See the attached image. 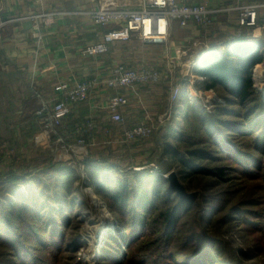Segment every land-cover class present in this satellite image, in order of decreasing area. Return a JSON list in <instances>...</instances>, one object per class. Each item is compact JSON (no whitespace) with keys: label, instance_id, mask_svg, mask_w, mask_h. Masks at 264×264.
Returning a JSON list of instances; mask_svg holds the SVG:
<instances>
[{"label":"rangeland","instance_id":"obj_1","mask_svg":"<svg viewBox=\"0 0 264 264\" xmlns=\"http://www.w3.org/2000/svg\"><path fill=\"white\" fill-rule=\"evenodd\" d=\"M132 43V49L135 53L146 46L137 38H134ZM174 43H176L175 47L173 46ZM212 44V39L207 37L181 38L177 42L174 41V38H170L168 43L159 45L163 48L162 51H166L164 59H157V52L154 54V51L150 52L151 55L138 53L134 55L136 58L131 56V58L125 59V64L135 70L149 67L164 74L160 83L143 87L142 101L144 107L137 105L138 100L132 99L130 114L126 113L127 124L131 126L137 124L132 123L134 121H143L146 112L150 115L154 129L152 135L145 140L127 144L119 138L120 143H114L117 138L112 139L113 142H111L112 140L109 142L97 134L93 140L94 143L93 141L90 142L92 146L88 147L82 156L69 154L62 157L57 152L60 147L54 145L50 148L51 145L48 146L41 135L38 122L35 125L29 124L30 126L26 121L12 122L10 124L11 132L7 133L9 138L5 137L3 122H0V199L3 201L2 204L0 203V208L2 209L5 207L4 205L12 203L15 205L16 213H21L22 216V220H16L15 227H13L14 232L5 230L3 226L0 227V234L4 237L9 236L10 240L15 243H21L22 249H26L32 259L42 260L36 264H100L104 252L110 250L108 243L114 239L118 240L116 237H122L125 233V228L118 225V219L116 214L112 212L108 199L92 188L88 178L87 161L94 160L97 163L107 161L109 164L120 166L122 176L129 178V192L136 187L133 172L150 174L154 172L152 170H155L154 174L163 178L169 177L171 173H176L187 193L195 195L193 200H196L192 217L190 220H185L182 229L189 232L193 230L198 234L203 231L205 234L216 238L215 240L221 243L218 255L221 262L226 264H264L263 228H260L259 225L257 228L252 227L251 224L247 223L248 221H244L245 223L225 221L230 212L249 210L255 217H258L257 224H262L264 227V173L259 178L246 176L244 173L246 168L243 171L231 157L235 155L234 153L225 155V153H220L216 146H211L210 143H201V140L199 141L200 145L195 146L192 150L209 152L216 159L198 161V166L207 170L206 174L198 177L197 180L181 181L179 176L181 167L177 161L165 153V143L171 142L178 146L183 157L187 158V150L190 149L180 146L176 139L166 135L169 128H174L179 132L188 130L189 124L185 117L191 112L189 108H194L202 115L216 116L220 114L222 109L232 107L226 104L220 94L216 91L205 90L201 86L203 82L198 81V78L201 77L196 73L200 68L199 62ZM222 51L225 49L220 47V52ZM261 53L264 57V45ZM255 71L258 73L256 77L259 75L262 77L259 84L254 81ZM253 81L256 100L264 98V62L254 68ZM178 92H180V96L177 95ZM253 102L257 101L254 100ZM233 109L241 112V114L246 112V109L242 110L237 106ZM258 114L259 111H256L255 116ZM0 118H2L1 115ZM217 118L219 122H225L236 120L237 116L219 115ZM72 125L71 121L63 133L66 135L71 133L73 131H70L73 129ZM28 126L31 127V131ZM196 128L195 125L193 128L191 125L188 135L197 139L206 136L205 131L201 132ZM30 132H33L31 137L25 134H30ZM229 133L233 132L229 131ZM229 137L227 136L226 139ZM228 140L239 143L241 145L239 149L243 151H253L251 147L253 144L247 143L246 140L240 141L239 137L234 136ZM27 151H33V158L30 156L31 160L22 159L20 155ZM22 164L32 165L33 168L21 169ZM51 167L60 173L64 168L69 167L72 172L70 177H67V182L60 173L57 174L56 172V174L51 175L53 174L50 172ZM238 168L243 172L242 174ZM262 169L264 168L262 167ZM47 173L49 174L47 175ZM13 176L22 177L23 181L17 184L20 193L27 199V203H23L22 198H14V196L7 194V191H1L2 184L8 181L7 178H14ZM13 183L14 181H11L8 185L11 186ZM66 183H69V186ZM210 194L214 198L220 199V203L225 201L226 204L223 207L225 211H222L218 217L215 214L210 217V220L216 217L217 221L213 227L206 229L200 225L199 218L205 207L210 208L211 204L206 203L208 200L206 198ZM33 200L36 201V206L41 214L40 218L34 212ZM71 202L74 205L69 209ZM25 207H28V210H25ZM62 209H64V213ZM65 212V218L68 221L63 223L61 217H64ZM44 224H48L46 228H44ZM55 224L58 225V228H55ZM43 228L45 235H42ZM30 229L38 230L36 232L39 235L30 236L28 233ZM52 236H56L55 242L59 241L58 243L61 245V249L58 251L49 250L51 247L55 250L54 246H56L55 244L48 246L53 241ZM100 238H102L101 241H99ZM41 239L46 243L42 247L38 244ZM157 239L158 237L153 235L148 236L145 240L148 246H151ZM5 240V243L11 242L7 237ZM88 244H93V248H87ZM135 248L128 251L125 264H139L147 256L159 258V254L154 251V248L149 249V251L141 249L143 251L140 253H138L139 249ZM251 249L255 250L252 252ZM121 252L125 254V246ZM180 252L183 250L181 249ZM240 252H242L241 256ZM11 253L10 249L0 246V264H7L11 260L13 256ZM253 256L258 258L248 262V259ZM21 263L22 261H15L13 264ZM156 263L173 264L171 258H161ZM149 264L152 263L149 262Z\"/></svg>","mask_w":264,"mask_h":264},{"label":"trees","instance_id":"obj_2","mask_svg":"<svg viewBox=\"0 0 264 264\" xmlns=\"http://www.w3.org/2000/svg\"><path fill=\"white\" fill-rule=\"evenodd\" d=\"M262 47L263 45L261 44H250L246 39H237L228 45L225 51L216 52L210 50L201 57L200 68L196 72L204 78L201 86L207 91H216L225 100L226 104L232 107L222 109L220 114L216 116L202 115L194 108H189L191 112L187 114L185 120L189 127L192 125L193 128L195 125L199 131H205L206 136H203L204 138L197 139L189 136V127H187L188 130L185 129L180 132L174 128H169L166 136L176 139L180 146L190 149L187 150L188 156L185 158L178 146L173 145L171 142L165 143L166 155L177 161L181 167L179 172L181 181L197 180L198 177L206 174L207 170L198 166V161L216 159L209 152L192 150L195 146L200 145L199 141L201 140V143H210L211 146H216V149L218 148V151L225 153V155L234 153L235 155L231 157L240 165L243 171L246 168V172H244L246 176L259 178L264 173V169H262V167L264 168V98L256 100V90L253 81L254 68L264 62V57L261 55ZM254 100L257 102H253ZM253 103L255 104L248 108ZM235 106L242 110L246 109V112L243 114L237 112L233 109ZM256 111H259L258 116H255ZM219 115L237 116V118L232 121L219 122L217 118ZM229 131L234 134L229 133ZM227 136L239 137L240 141H248L247 143L253 144V146L251 145L253 151L249 152L239 149L241 145L228 140L231 137L226 139ZM250 164L252 166H249ZM86 167L92 188L108 199L110 208L118 219V225L125 228L124 236L116 237L118 240L114 239V241L108 243V249L110 250L104 252V257L100 259V264H125L128 251L135 247L139 249L138 253L154 248V251L159 254L157 259L152 256L144 257L139 264H149V262L154 264L161 258H171L173 264H226L218 258L221 243L215 240L216 238L205 234L203 231L198 234L193 230V232H189L182 229L185 220H190L192 217L196 200H182L178 193L171 189L167 178L156 176L154 174L155 170H152L154 172L150 174L133 172L132 175H134L133 179L136 182V187L129 192V178L122 176L120 166L109 164L107 161L97 163L94 160H89L86 162ZM52 168L50 169V172L53 173L51 175L56 174V172L57 174L60 173L55 168ZM238 171L241 174L243 173L240 168H238ZM71 172L72 170L66 167L60 174L64 176L63 179L67 182ZM13 177L12 179L7 178L8 181L2 184L1 191H7V194L14 196V198H22L23 203H27V199L20 193L17 184L23 181L22 177ZM11 181H14V183L9 186L8 183ZM66 185L69 186V183H66ZM206 199H208L206 203L211 205L209 209L205 207L202 210L199 222L200 225L207 229L213 227L217 221L216 217L212 220H210V217L214 214L218 217L222 211H225L223 207L226 202L220 203V199L214 198L211 194ZM0 203H3L1 199ZM73 205L74 203L71 202L69 209ZM4 206L3 210L0 208V227L4 226L5 230L14 232L13 227H15L16 220H22L21 213H16L15 205L12 203ZM32 206L35 207L34 212L40 218L41 214L36 206V201L33 200ZM26 209L28 210V207H25ZM63 215L64 217L61 218L63 223H65L68 221L65 218L66 212ZM257 219L258 217H255L249 210H235L227 215L225 221L238 223L248 221L247 223L251 224L252 227L257 228V225H259L264 231L262 224H257ZM50 224L52 225V223ZM47 225L44 224V228ZM54 226L58 228V225L55 224ZM44 228L42 235H45ZM36 231L38 230L30 229L28 233L30 236H37L39 234ZM153 235L158 237V239L151 246H148L145 239ZM5 237L11 241L9 236ZM5 237L0 234V246L10 249L13 255L7 264H13L15 261H22L21 264H36L42 261L35 258L32 259L29 255L30 253L26 252V249H22L23 245L21 243L18 244L14 241L5 243ZM56 239V236H52L53 241L48 245H56L54 246L55 250L52 247L49 248L53 252L61 249L59 241L55 242ZM38 244L41 247L46 245L42 239L39 240ZM124 246L125 254L121 252ZM146 247L148 248L146 249ZM181 249L183 252H180ZM251 250L253 252L255 249ZM241 255L242 252H240ZM257 258L253 256L248 259V262Z\"/></svg>","mask_w":264,"mask_h":264},{"label":"crops","instance_id":"obj_3","mask_svg":"<svg viewBox=\"0 0 264 264\" xmlns=\"http://www.w3.org/2000/svg\"><path fill=\"white\" fill-rule=\"evenodd\" d=\"M101 1L0 0V22L8 23L0 35V115L2 117L0 122H3L1 124L5 137L9 138L7 133L11 132L10 124L14 121L15 123L26 121L28 125L37 123L38 105L33 90H38L45 98L52 99L56 97L55 88L60 84L72 86L85 79L105 77L119 64L133 69L125 64V59L131 56L136 58L135 54L151 55L150 52L154 51V54L157 52V59L165 58L166 51H162L163 48L160 46L146 45L135 53L132 49V41L112 44L107 56L84 58L81 50L99 42L105 32L93 25L86 15L88 11L98 9ZM140 1L117 0L119 4L132 7L138 5ZM177 2L187 5L206 3L213 10L228 11L217 15L213 24L205 30L192 22L186 28L174 23L171 38L176 42L181 38H211L213 44L205 53L210 50L220 52V47L225 49L237 39H246L254 45H264V29L261 27L264 21V0H177ZM248 6H260V28L257 30L241 28L239 25L240 15L235 9ZM46 14L52 16L51 24L43 26L40 35L37 36L30 18ZM143 90V87L123 90L130 99L127 114H130L132 99L138 100L137 105H143ZM114 94L115 92L111 90L97 91L86 104L73 108L72 114L65 121L64 130L71 121L73 129L70 131L75 130L91 117L98 124L100 131L103 128L110 130L111 135L107 139L109 142L117 138L114 143H120V139L123 140V133L119 127L110 123L108 112V101ZM146 117L151 120L147 112ZM32 133L25 134L31 137ZM100 136L105 138L101 133ZM20 155L22 159L31 160L34 154L33 151H27ZM26 167L33 168L32 165L20 166L21 169Z\"/></svg>","mask_w":264,"mask_h":264},{"label":"built area","instance_id":"obj_4","mask_svg":"<svg viewBox=\"0 0 264 264\" xmlns=\"http://www.w3.org/2000/svg\"><path fill=\"white\" fill-rule=\"evenodd\" d=\"M136 7V8H135ZM239 11V25L241 28H260V6H248L235 9ZM228 10H213L208 4L187 5L177 0H141L139 5L130 6L119 4L117 0H102L96 10L86 13L92 24L105 32L99 42L86 46L81 50L84 58H99L110 53L114 43H128L137 38L144 45L159 46L168 43L174 23L181 27L195 23L202 29L209 28L214 18ZM34 31L40 35L43 26L51 24L49 14L33 16ZM8 23L0 22V35ZM264 29V21L261 26ZM196 65V64H194ZM254 74V81H256ZM164 74L156 69L142 67L138 70L127 68L123 64L117 65L105 77H96L76 82L74 85L60 84L55 88L56 97L45 98L38 90H33L37 100L36 118L39 129L48 146L60 147L57 152L65 157L69 154L82 156L97 134L109 139L111 132L108 128L100 131L94 118L87 119L73 132L64 134L65 121L72 114L73 108L86 104L94 93L100 90L114 91L115 94L108 101L110 123L119 127L123 133V142L127 144L145 140L153 133L154 127L149 117L143 121L128 125L126 110L130 99L123 90L150 86L160 83ZM262 78V77H261ZM204 82V78H198ZM262 81V80H261ZM179 91V90H178ZM180 96V92L178 94ZM94 143V141H93Z\"/></svg>","mask_w":264,"mask_h":264},{"label":"water","instance_id":"obj_5","mask_svg":"<svg viewBox=\"0 0 264 264\" xmlns=\"http://www.w3.org/2000/svg\"><path fill=\"white\" fill-rule=\"evenodd\" d=\"M167 179L170 182L171 189L176 191L182 200L191 201L195 199V195L187 193L185 187L179 181L178 175L176 173H171Z\"/></svg>","mask_w":264,"mask_h":264},{"label":"bare ground","instance_id":"obj_6","mask_svg":"<svg viewBox=\"0 0 264 264\" xmlns=\"http://www.w3.org/2000/svg\"><path fill=\"white\" fill-rule=\"evenodd\" d=\"M212 58V57H211ZM258 74V73H257ZM256 74V75H257ZM256 78V81L258 82V84L261 82V76L259 75V76H257V77H255ZM92 195V194H91ZM98 200V199H97ZM97 200H96V202H97ZM100 202V201H99ZM98 202V203H99ZM99 204H101V203H99ZM102 208H104L103 206H102ZM102 240V238H100L99 239V241H101ZM96 243V242H95ZM89 246L87 247V248H89V249H91V248H93V244H88ZM98 249V248H97ZM87 263V262H86Z\"/></svg>","mask_w":264,"mask_h":264}]
</instances>
